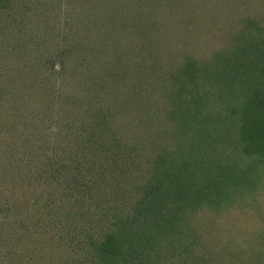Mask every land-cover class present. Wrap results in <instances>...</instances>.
Returning a JSON list of instances; mask_svg holds the SVG:
<instances>
[{
  "label": "trees",
  "instance_id": "obj_1",
  "mask_svg": "<svg viewBox=\"0 0 264 264\" xmlns=\"http://www.w3.org/2000/svg\"><path fill=\"white\" fill-rule=\"evenodd\" d=\"M38 5L52 37L13 28ZM248 155L264 160V0H0V224L24 228L0 264H51V243L63 264H264V216L220 230L236 199L255 205L250 170L229 175ZM40 225L57 236L26 248Z\"/></svg>",
  "mask_w": 264,
  "mask_h": 264
},
{
  "label": "rangeland",
  "instance_id": "obj_2",
  "mask_svg": "<svg viewBox=\"0 0 264 264\" xmlns=\"http://www.w3.org/2000/svg\"><path fill=\"white\" fill-rule=\"evenodd\" d=\"M100 4V3H99ZM39 7H43L42 5H38V6H35V7H31V9H29L28 11H24V13H22V16L20 17V22H17L15 24V26L13 27L15 31H19L21 30L23 27H25V25L28 23V20L33 22L35 25H36V28L40 29V36L42 37H52L54 35V32H55V26H56V23H53L52 20H50V22H46L45 18H42L41 16L39 15H35V12L36 11H33V10H37ZM108 9H112V8H109ZM43 10V9H42ZM88 10H89V7H88ZM255 9H252V11H254ZM78 12V10H77ZM88 12V11H87ZM253 13V12H252ZM96 14V13H95ZM25 17H24V16ZM119 15V19L121 20L123 18V13L120 12L118 13ZM122 17H121V16ZM138 14H135V15H130V16H127L125 21H131L132 19H138ZM90 18L93 19L95 18L96 20H98L97 22H100V16L98 17H91V13H90ZM86 19H89L88 17V13L87 14H83L82 18L79 19L76 24L74 25H77V24H80L82 21H85ZM181 27H183V31H184V35H183V38L186 39L187 41L186 42H189L191 41V39H195L197 38V31H195L197 28L196 26H193L189 23H187V20H184V18L182 19V23H181ZM51 28L50 30H46V28ZM78 27V26H77ZM76 28V27H75ZM52 29L54 31H52ZM186 29V30H185ZM49 31V32H48ZM57 33V31H56ZM31 36V35H30ZM192 36V37H191ZM209 37V35L207 36ZM205 40V38H204ZM202 38L201 39H197L195 41V44L191 45L193 47H195V54L197 55V57L201 58L203 57L202 55L205 54L207 55V53L209 52V50L213 49L214 47L211 46V45H208L206 43V41H204ZM211 44V43H210ZM41 48V47H40ZM185 49V48H184ZM187 51V49H185ZM45 54V53H44ZM47 55H49L48 53H46ZM42 58H46V57H42ZM48 58L46 59V62L45 63H41V64H44L46 65V69L49 68V63H48ZM148 79H150V77H148ZM11 159H10V163L14 165V168L17 170V168L15 167V160H14V157L11 156ZM240 158V156H239ZM238 166H236V168L234 167L233 171H231L229 173L230 177L234 176V179L232 178V180H236L237 179V174L241 175V173H247L245 170H250L249 172L251 173L250 176H248V178L245 180H240L238 182H244L243 184L242 183H238V185H240V188H241V191H242V196L244 197H249V193H255L257 195L256 199L253 200V204L255 202V205L250 208L249 206H247V203H246V199H242V198H238V200L236 199L234 202H235V205L239 208V206H241V210H244V211H240L237 207H235L233 210L230 208L227 212V220L226 221V224L224 222H222L221 220H219L220 222V227H222L220 230L221 231H228V230H236L237 232H234V235H236L235 239H237V236L240 232V234L244 233L243 230H244V227L247 228V226L249 225V222L248 220L250 219H253L252 216L249 217V219L247 220V214L245 213V210L249 211V212H255L257 216H262V217H259V219H257L258 223H261V221H263V216H264V160H260L257 158L256 155H248L246 157H244L242 160H238L237 163H234V164H239ZM9 186V181H7L6 183H4L3 185L0 186V197L2 196H7L8 193L10 192V187ZM255 191V192H254ZM229 201V202H228ZM223 204L222 205H228L229 203L232 204V198H227L224 202L221 201ZM228 202V203H227ZM230 204L227 206L230 207ZM234 207V205H233ZM236 209L239 210V212L236 211ZM250 209V210H249ZM253 209V210H252ZM215 212V211H214ZM222 213L223 211H221V214H217L218 216H220L223 220V216H222ZM203 216V215H201ZM210 216V215H209ZM18 219H14L13 221H10V220H5V223L6 224H0V225H3L5 226L6 228L4 227H1L0 228H4L5 232H6V237L5 235L3 236L4 238L0 240V246L2 245H6V246H10V250H14L17 245H20V242H16V238H14V234L12 230H8V229H13V227H17V226H13V224L15 225H19L20 222L17 221ZM12 222V223H11ZM20 226V225H19ZM22 229L23 226H20ZM40 227L42 228V234L41 235H38L37 233H33L31 234L30 231H25V235L22 236V241L23 242H26L25 243V246L26 248L28 247V245L30 244L31 241H35L37 239H41L43 237H47L46 239L44 238L42 240V242L40 244H44L45 241L48 239V240H51L52 239V236L51 234L54 233L55 236H57V234H55V229H50L47 227V226H42L40 225ZM8 228V229H7ZM28 229L31 230V228L29 227ZM48 230L47 234L46 231ZM53 230V231H52ZM256 231H260L262 234L264 232V221L258 226L255 228ZM23 232V231H21ZM2 231L0 230V235H1ZM17 235V234H16ZM24 236H27V239L24 238ZM19 237V236H18ZM252 239L251 238V243H252ZM254 240V239H253ZM238 243V241H236ZM236 243V244H237ZM55 243H51V244H48L50 247H53V248H49L48 245H45V247L43 248V250H40L39 253L41 255H44L46 260L48 259H51L49 260L51 264H63L64 262H69L70 260L73 259V255L72 253L69 251V250H65L64 248L60 249L55 245H53ZM245 245V242H241V246H244ZM33 247V246H31ZM249 247V246H247ZM26 248H21V249H25V250H22L23 251V255L25 257H27L29 254V250L26 249ZM55 248V249H54ZM243 249L245 250V248L243 247ZM38 253V254H39ZM254 257L257 256L258 253H256L254 250L252 251ZM72 255V256H71ZM1 256V255H0ZM248 256V253L246 254V257ZM234 262H236L237 260H233ZM71 262V261H70ZM7 264V263H6ZM11 264H26V258H24L23 261L20 260V256L16 258L15 261H12Z\"/></svg>",
  "mask_w": 264,
  "mask_h": 264
}]
</instances>
